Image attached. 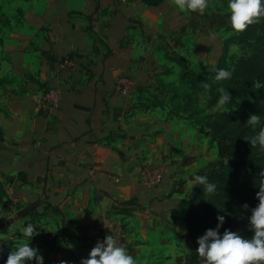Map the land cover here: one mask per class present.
<instances>
[{"label":"crops","instance_id":"crops-1","mask_svg":"<svg viewBox=\"0 0 264 264\" xmlns=\"http://www.w3.org/2000/svg\"><path fill=\"white\" fill-rule=\"evenodd\" d=\"M12 2L16 10L0 16L2 237L25 242L19 233L31 220L16 213L40 200L31 244L44 264H80L91 249L75 235L109 212L122 217L140 264H176L192 178L223 162L185 115L169 113L167 89L182 69L214 70L218 57L206 55L221 42L210 49V33L230 25L229 14L180 12L172 0L152 9L140 0ZM65 57L73 67L59 66ZM51 88L60 99L47 114L33 99ZM143 164L166 167L156 187L142 185Z\"/></svg>","mask_w":264,"mask_h":264},{"label":"trees","instance_id":"trees-1","mask_svg":"<svg viewBox=\"0 0 264 264\" xmlns=\"http://www.w3.org/2000/svg\"><path fill=\"white\" fill-rule=\"evenodd\" d=\"M140 1L151 9L164 2ZM220 1L223 7L227 6V0ZM232 46L240 55L230 64L229 49ZM217 68L234 69L231 80L216 82ZM205 82L211 85L210 89L203 88ZM221 86L228 89L233 100L224 112H215L212 109L219 96L217 89ZM167 92L171 94L170 102H173L169 113L185 115L197 132L207 138L208 147H215L217 157L223 162L219 169L201 174L217 184L215 195L204 193L203 186L199 185L192 186L187 195L184 243L190 252L184 259L177 258L176 264H199L196 238L207 228L215 226L217 214L226 216L224 227L240 229L246 237L252 235L247 228V217L251 215V208L258 204L255 194L259 191V173L264 170V151L253 148L245 140L254 136L259 127L252 128L244 123L253 113L261 115L264 121V19L242 33L233 32L223 40L215 68L210 74L199 75L182 69L178 85L168 87ZM201 96L205 97L203 108L199 105ZM149 103L152 107H162V103L153 99H149ZM6 198V188L0 181V206ZM244 203L249 205L248 210L241 207ZM46 209L57 212L50 205ZM34 212H30L27 218Z\"/></svg>","mask_w":264,"mask_h":264},{"label":"clouds","instance_id":"clouds-1","mask_svg":"<svg viewBox=\"0 0 264 264\" xmlns=\"http://www.w3.org/2000/svg\"><path fill=\"white\" fill-rule=\"evenodd\" d=\"M172 3L180 12L196 13L200 16L214 7L213 0H172ZM227 12L231 29L242 33L250 25L264 19V0H227ZM233 72L234 69L231 68H217L214 80L216 82L231 80ZM203 88L208 90L211 85L205 82ZM217 91L219 96L212 111L224 112L233 98L228 89L222 86L218 87ZM244 124L252 128L259 127L254 136L245 140L249 141L253 148L264 151V121L261 115L250 114ZM192 179L193 186H203L204 193L216 194L218 186L211 182L207 175L196 174ZM258 188L259 191L255 194L258 204L251 208V215L247 217V228L252 235L246 237L240 229L224 227L226 216L217 214L215 226L207 228L196 238L198 247L195 251L199 264H264V170L259 173ZM241 207L249 209L247 203ZM21 227L23 231L19 235L25 242L19 243L15 249L11 248L4 264H44V256L39 248L31 244L32 238L41 229H38L35 223H27ZM122 241L108 232L102 239H97L88 255L81 258L80 264H140L139 257L131 254L128 243ZM3 247L4 244L0 243V252ZM58 264L71 262L61 259Z\"/></svg>","mask_w":264,"mask_h":264},{"label":"built area","instance_id":"built-area-1","mask_svg":"<svg viewBox=\"0 0 264 264\" xmlns=\"http://www.w3.org/2000/svg\"><path fill=\"white\" fill-rule=\"evenodd\" d=\"M59 66L63 69L73 67L74 59L65 57ZM117 89L122 90V84L118 85ZM59 99V88H51L42 96L34 98L33 102L39 110L49 114L58 108ZM166 172V167L163 165L151 166L143 164L139 172L140 181L145 187L154 188L164 179ZM108 232L109 234H114L118 239L123 241L125 239L124 223L117 212L102 214L96 226L80 228L75 237L78 244L91 249L97 239H102Z\"/></svg>","mask_w":264,"mask_h":264},{"label":"rangeland","instance_id":"rangeland-1","mask_svg":"<svg viewBox=\"0 0 264 264\" xmlns=\"http://www.w3.org/2000/svg\"><path fill=\"white\" fill-rule=\"evenodd\" d=\"M213 5L214 7L212 8L213 9V14L216 16V17H222L223 13L225 14H229L227 12V6L226 7H223L222 5V2L220 0H213ZM16 8H15V5H13V2L12 0H0V16H4L5 14L9 13V12H12V11H15ZM18 16V14H17ZM13 20H15L13 18ZM223 28V27H222ZM217 28L215 31L211 32L210 35L212 34L214 36V41H211V45L209 46L210 49L211 47H216V44H217V41L218 39L220 40V42L222 43L223 40L225 38H227L230 34H232L234 31L232 30H229V28H231L230 25L226 26L225 28ZM0 40H1V37H0ZM219 53L218 52H211L209 54H207L206 56H209L210 58H208V61H211V62H214V60L216 59V56L218 57ZM229 55L231 56L230 59H229V63L230 64H233L235 62V60L238 58V56L240 55V52L234 47H230L229 49ZM172 56L175 58V59H179V58H183L184 55L180 54L179 52H172ZM206 58V57H204ZM207 68H208V71L207 74H210L213 66H210V65H207ZM210 68V70H209ZM205 97L201 96L200 97V100H199V105L203 108L205 107ZM220 162L216 161L214 162L213 166L211 167V169L213 170H217L220 168ZM210 169V170H211ZM38 207H36L34 210H36ZM33 210V211H34ZM26 220L29 219L31 221H26V224L28 222H32V223H35L38 227V229L40 228L41 226V223L38 221V222H35L36 221V218H35V213L31 216L30 218H27V216L24 217ZM1 224H4V222H0ZM3 230H4V225L2 228H0V243H3L4 244V247L3 249H5L6 251H9L12 249H15L16 246H14L15 244H17L16 242H13L12 240H9L7 238L4 239V237H2L3 235ZM178 249H179V252H180V258L184 259L187 254L190 252V250H188L189 248L184 244V242L182 241L181 244H178ZM178 257V258H179Z\"/></svg>","mask_w":264,"mask_h":264},{"label":"water","instance_id":"water-1","mask_svg":"<svg viewBox=\"0 0 264 264\" xmlns=\"http://www.w3.org/2000/svg\"><path fill=\"white\" fill-rule=\"evenodd\" d=\"M39 205H40V200L29 203L28 205H26L24 208H22L21 210H19L16 213V217L24 218L25 216H27L30 212H32ZM2 227H3V225H0V228H2ZM8 253H9V251H6L4 249L2 250V252H0V264H4V261L7 259Z\"/></svg>","mask_w":264,"mask_h":264}]
</instances>
